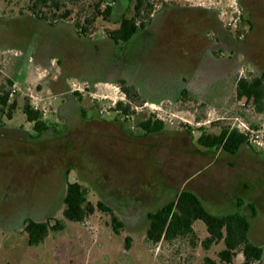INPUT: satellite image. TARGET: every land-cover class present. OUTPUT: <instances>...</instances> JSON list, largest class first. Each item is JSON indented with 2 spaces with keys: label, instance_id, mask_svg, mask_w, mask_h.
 Wrapping results in <instances>:
<instances>
[{
  "label": "rangeland",
  "instance_id": "1",
  "mask_svg": "<svg viewBox=\"0 0 264 264\" xmlns=\"http://www.w3.org/2000/svg\"><path fill=\"white\" fill-rule=\"evenodd\" d=\"M56 1L60 6L58 10L49 5H39L37 10L54 19L67 9L70 13L66 20L71 24L92 18L95 14L94 0ZM32 2L33 0H0V15L17 14L18 10L32 14ZM228 3L233 4L231 1ZM229 9L231 8L226 6L222 11ZM32 20L31 18L17 20L13 24L12 31L5 32L6 34L2 36L4 44L12 51H22L27 38L53 35L50 30H45ZM224 21L228 22L230 19L225 18ZM178 22L175 27L181 31L182 20ZM110 25L108 20H101L98 17L88 26L89 32L106 30ZM261 42L264 46V35ZM2 53L0 92H10L12 88H18V91L9 96L8 104L14 102V105L12 108H8L9 106L3 108L0 124L23 128L24 132L34 134L31 123L22 110L25 101H28L31 107L37 105L41 118L47 125L53 124L56 110L54 106L58 102L53 98L54 92L48 89L47 82L41 79L47 70L40 65H32L26 69L24 75L21 74L23 79H14L12 70L16 67L19 69L17 60L10 59L9 51ZM108 55L109 51H106L96 57L101 61ZM91 58L86 59L75 54L70 70L82 72L84 67L87 68L93 63ZM139 58L140 54L137 51L132 58L130 69L135 70L140 67ZM147 68H149L148 72L157 69L149 65ZM57 72L58 67L55 66L54 74ZM134 72L132 71L131 74L133 75ZM97 73L93 72L95 75ZM135 76L137 77V72ZM9 78L11 82H7ZM136 79L137 86L142 88L144 96H156L158 98L156 100L162 102L158 104L148 102V105H152V108L164 106L176 116L187 119L190 125L186 127L179 125L181 119L175 117L172 125L164 124L163 131L158 132L153 140L144 141L143 147L128 146L126 140L117 141L112 130L105 131V134L100 132L97 138L101 150L105 153L98 155L91 153L90 150L86 152L85 148L78 147V142L72 139L59 147V144L48 143V139L35 140L34 143L31 141L29 145L21 143L17 146L10 141L11 136L5 135L6 137L0 138V264H204L203 255L207 252L199 238L191 242H188V239L180 242L163 240L157 244L149 242L145 237L147 213L174 200L182 188L189 189L197 185L201 192L203 190L205 193L210 192L204 189V183L206 184L208 180L203 179L210 173L218 176L220 172L227 173L222 176L230 178L235 175L237 181L250 184L247 189L241 186L240 192L244 193L245 199L252 201L253 206L259 208V212L250 222L248 237L253 244L262 247L264 251V155L260 153L261 149L251 147L252 151H248L242 147L232 155L219 147L206 148L197 143V138L201 134L217 135L221 129L227 128L228 121L221 117L236 114V109L207 106L208 104L204 102L206 94L202 91L205 84L202 82L185 83L188 91L179 94L183 84L176 82L175 78L163 79L157 71L152 77H146L144 80L143 78L139 80V77L132 78V80ZM84 86L71 79L68 89L81 90ZM106 86L104 88L98 85L90 90L84 88L82 98L75 99L86 109L88 118L112 120L115 117L113 108L109 106L114 96L120 95L114 94L119 84L111 83ZM59 88L61 87L58 86ZM229 92L232 93V87ZM101 95H109L113 99L111 101L102 99ZM233 101V98H228L227 104L231 105ZM141 103L143 100L137 99L132 107ZM101 108L106 109L107 112L100 113ZM66 109L77 121L76 105L69 104ZM134 112L132 108L130 114L134 116V120L126 123V131L137 134L139 130L136 123L151 113L149 109L144 112ZM117 116L121 118L122 114ZM211 118L219 119L211 121L210 124L195 125L196 122ZM61 123L62 119L54 127L62 130ZM131 125L135 128H131ZM191 130H194L193 134ZM177 132H189L191 140L181 139V136H176ZM88 140L92 142L94 139L89 136ZM74 147L78 148L79 152L84 150L83 155L69 159L61 154H52L54 150L59 152ZM254 151L257 153H253ZM113 154H116L115 157ZM197 171H200L198 178L185 183L186 178ZM219 181L226 182L218 178L213 182L219 183ZM68 182H78L85 190L87 201L93 205L101 201L108 206L122 222L120 233L113 232L109 214L99 209H95L82 222L64 220L62 200ZM26 217L40 220L49 218L50 223L61 219L64 228L61 231H49L46 238L37 245H28L23 231V221ZM195 225L199 235L205 231L201 220H196ZM125 237L130 239L128 249L124 246ZM223 247L224 244L221 242L213 245L208 252L215 257L216 264H242L243 256L240 250L235 252L230 263L220 261L217 255L215 256V252ZM175 249L176 251L181 249L183 252L179 261L173 257L172 252ZM256 264H264V252L261 261Z\"/></svg>",
  "mask_w": 264,
  "mask_h": 264
},
{
  "label": "flooded vegetation",
  "instance_id": "2",
  "mask_svg": "<svg viewBox=\"0 0 264 264\" xmlns=\"http://www.w3.org/2000/svg\"><path fill=\"white\" fill-rule=\"evenodd\" d=\"M229 1L233 4H229ZM226 6L231 9L222 11ZM93 8L96 17L93 16L92 20L99 17L111 24L106 30L89 32V27L85 26V19L71 24L66 20L70 13L67 9L54 19L39 11L32 10L31 14L25 10L21 12L18 10V14H25L26 18L33 19V22H37L45 30H50L53 35L27 38L26 45L20 52L8 48L2 39L4 34L0 35V42L3 43V47H7L0 50V58L3 55L2 51H9L10 59H16L19 66V69L16 67L12 70L14 79H23L22 75L32 65L42 66L47 73L41 76V79L47 82L48 89L54 92L53 98L58 102L54 106L56 110L53 124L47 125L40 118L44 127L38 130L33 122L28 121L34 134L24 132L23 128L0 124V138L11 136L10 141L17 146L21 143L29 145L31 141L34 143L35 140L48 139V143L59 144V147L72 139L78 142V147L82 146L85 151L90 150L91 153L98 155L105 153L100 148L98 135L100 132L105 134V131L112 130L117 141L126 140L128 146L143 147V142L153 140L158 132L145 131L139 125L141 121L152 119L150 114L136 123L139 133L126 131V123L134 120L130 111L134 108V113L144 112L148 110V102L157 104L162 102L156 100L158 99L156 96H144L142 88L137 86V79L132 78L139 77V80L140 78L144 80L146 77H152L156 71L163 79L175 78L176 82H181L183 85L179 94L188 91L185 83L202 82L205 84L202 91L206 94L204 102L208 104L207 106L235 108L236 112H243L252 118L251 112L245 108L248 104L246 98H238L236 88L240 81L261 79L264 83V46L261 42L264 35V0H94ZM108 8L110 12L106 16L105 11ZM65 11L68 13L63 16ZM225 18H229L230 21L225 22ZM132 19L133 32L127 37H124V32L120 35L118 30H122L123 22ZM179 20H182L183 25L181 31L176 29ZM1 23L0 20V27ZM106 51H109V55L98 61L96 56ZM137 51L140 54V67L132 70L131 61ZM75 54L86 59L92 57L93 63L87 68L84 67L82 72H73L70 66L74 62ZM148 65L157 69L148 72ZM55 66L58 67L57 74H54ZM132 71L137 72V77L136 72L131 74ZM89 72L98 73L91 75ZM71 79L84 84V88L88 90L95 89L98 85L105 88L107 84L118 83L119 88L114 94L120 95H115L114 99L109 95L100 96L110 101L113 99L109 107L113 108L115 117L112 120L88 118L86 109L75 100L77 97L82 98L84 88L69 91L68 84ZM7 82H11L10 78ZM58 86L61 88L58 89ZM27 95L31 96L28 93ZM228 98L234 100L231 105L227 104ZM137 99L143 100V103L132 107ZM241 100H244V104ZM69 104L76 105L78 109L77 121L66 111ZM33 109L39 111L38 108ZM99 112L107 111L101 108ZM117 114H122L121 118ZM60 119L62 130H57L54 125ZM131 128L135 127L131 125ZM178 135L181 139L191 140L189 132L176 133V136ZM89 136L94 139L92 142L88 140ZM77 149L74 147L59 152L54 150L52 154H61L73 159L83 155L84 150L79 152ZM260 153L264 155V149ZM113 155L115 157L116 154ZM66 186L67 183L65 192ZM253 207L254 213L251 211L249 215L250 222L259 212L257 206ZM28 219L37 222L50 220L26 217L23 226Z\"/></svg>",
  "mask_w": 264,
  "mask_h": 264
},
{
  "label": "trees",
  "instance_id": "3",
  "mask_svg": "<svg viewBox=\"0 0 264 264\" xmlns=\"http://www.w3.org/2000/svg\"><path fill=\"white\" fill-rule=\"evenodd\" d=\"M58 3L56 0H33L31 9L37 12L39 5H49L59 9ZM109 12L108 8L105 15L107 16ZM67 13L68 11H65L62 15L65 16ZM92 18L85 19L86 28L92 23ZM133 24V19L125 20L122 24V30H118V33L122 35L124 32V37L129 36L134 30ZM123 28L127 29L123 30ZM236 95L238 98H246V102L253 105L256 113L264 112V83L261 79L238 82ZM8 99V91L0 92V110L2 113L4 107L12 108L14 105V102L8 104ZM22 110L26 119L33 122L36 129L39 130L44 127V123L40 119L41 112L34 110L28 101L23 103ZM139 125L145 131L159 132L164 129L163 122L151 118L141 121ZM197 143L206 148L221 147L223 151L232 155L237 153L242 145L246 144L242 134L236 130L229 131L226 128L221 129L217 135L201 134L197 138ZM63 204L62 217L64 220L82 222L95 209H99L109 214L113 232L120 233L122 222L119 218L103 202L98 201L93 205L87 201L85 190L78 182L67 183ZM250 208L254 213L253 205H250ZM147 220L145 237L151 243L157 244L160 240L170 241L176 238L188 239L191 242L196 238L193 223L196 220H201L207 232V236L201 240V244L205 248L220 241L224 244V248L217 253L220 261L230 263L237 250H240L243 256L242 264L260 262L262 259V247L253 244L248 237L249 217L238 212L223 217L214 216L204 208L198 196L188 189L182 188L174 200L162 205L155 211L148 212ZM63 228V220L61 219L54 220L53 223L28 219L23 226V231L26 234L28 245H37L46 238L49 231H61ZM124 246L125 249L130 246L128 237L124 238ZM204 264H216V261L204 258Z\"/></svg>",
  "mask_w": 264,
  "mask_h": 264
},
{
  "label": "crops",
  "instance_id": "4",
  "mask_svg": "<svg viewBox=\"0 0 264 264\" xmlns=\"http://www.w3.org/2000/svg\"><path fill=\"white\" fill-rule=\"evenodd\" d=\"M27 16H25V14H16V13H12L10 15H6V14H1L0 15V20H1V27H0V35L6 34L5 32H11L13 29V24L15 22H17L18 19H28L26 18ZM7 47H3V43L0 42V50L5 49ZM196 83V82H194ZM219 108H223L225 109V107H219ZM236 114H242L244 115L246 118L251 119V116L246 115L243 112H235ZM256 113V112H255ZM178 133V132H177ZM244 147L245 150L248 151H252L251 150V146H249L248 144H244L240 147V149ZM262 150V149H261ZM200 174V171H197L191 175H189L186 180L185 183L195 179L196 177L198 178V175ZM215 174V173H214ZM213 173H210L208 175V177H205L203 180L207 181L205 185L204 189H208L210 192H204V190L201 192L198 189V186H193L190 187L188 190L194 192L198 198L200 199L202 205L204 206V208L212 215L217 216V217H223L235 212H238L240 214H243L247 217H249L250 212H251V208L250 205H252V201L251 200H247L245 199V195L243 192L241 191V186L245 187L246 189L250 186L249 183L247 182H240L237 181L236 177L234 175V177H226V176H222V175H226L227 173L225 172H220L218 176H216L217 174H215L214 176ZM236 174V173H234ZM219 180H225L226 182H222L219 181V183H214L213 181L216 179ZM258 178V176H257ZM218 182V181H216ZM239 192V193H238ZM178 194V193H177ZM209 204V206L207 205ZM193 229H194V233L196 235V238H199L200 240H202L204 237L207 236V232L206 230L201 233L200 235L198 234L197 230H196V225L195 222L193 223ZM182 240H185L184 238H176V239H172L170 241H177L180 242ZM163 240H160L159 242H162ZM158 242V243H159ZM190 242V241H188ZM222 241L218 242L221 243ZM216 243V244H218ZM223 243V242H222ZM216 244H212L210 245L208 248H205V255H203L204 258H210L212 260H215V257L212 256L211 254H208V252L211 250V248L213 247V245ZM188 247V246H187ZM224 248V247H223ZM223 248H220V250H222ZM218 250V251H220ZM176 251V249L174 250ZM172 252L173 257L179 261L180 259V255H183L181 253V249H178L176 252ZM218 251L215 252V256L217 255ZM180 264V263H179Z\"/></svg>",
  "mask_w": 264,
  "mask_h": 264
},
{
  "label": "built area",
  "instance_id": "5",
  "mask_svg": "<svg viewBox=\"0 0 264 264\" xmlns=\"http://www.w3.org/2000/svg\"><path fill=\"white\" fill-rule=\"evenodd\" d=\"M18 91V88H12L9 92V96H12L14 93ZM241 103L244 104V100H241ZM33 108H37V105H34ZM246 111H250L252 114V118L248 119L244 117L242 114H234L232 116L221 117V119H225L228 121V129L236 130L238 133L242 134L245 138L246 144L256 149H264V114L255 113L252 104L245 105ZM148 109L150 110V115L153 120H158L163 122L164 124H173V120L176 116L175 113L171 112L170 109L164 106H155L152 108V105H148ZM259 114V115H257ZM254 116H257L254 118ZM181 119V126L190 125V122L187 119L178 117ZM219 118H211L203 122H196L195 125H204L210 124L211 121L217 120ZM180 126V127H181ZM192 134L194 130L190 131ZM257 262H253L251 264H256Z\"/></svg>",
  "mask_w": 264,
  "mask_h": 264
}]
</instances>
